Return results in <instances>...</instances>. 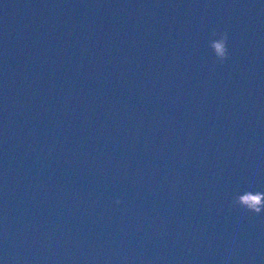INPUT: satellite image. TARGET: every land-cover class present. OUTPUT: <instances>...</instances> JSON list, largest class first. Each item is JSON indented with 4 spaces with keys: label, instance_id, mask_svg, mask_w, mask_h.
<instances>
[{
    "label": "water",
    "instance_id": "95a60500",
    "mask_svg": "<svg viewBox=\"0 0 264 264\" xmlns=\"http://www.w3.org/2000/svg\"><path fill=\"white\" fill-rule=\"evenodd\" d=\"M245 190L264 0H0V264H264Z\"/></svg>",
    "mask_w": 264,
    "mask_h": 264
},
{
    "label": "clouds",
    "instance_id": "9594fccd",
    "mask_svg": "<svg viewBox=\"0 0 264 264\" xmlns=\"http://www.w3.org/2000/svg\"><path fill=\"white\" fill-rule=\"evenodd\" d=\"M208 41V47L212 50V54L221 63H225L230 56L228 49L229 36L227 32L213 31ZM115 203L119 206L122 201L117 199ZM233 203L255 215L264 214V191L245 190L234 196Z\"/></svg>",
    "mask_w": 264,
    "mask_h": 264
}]
</instances>
